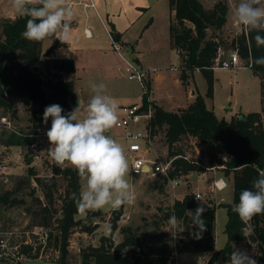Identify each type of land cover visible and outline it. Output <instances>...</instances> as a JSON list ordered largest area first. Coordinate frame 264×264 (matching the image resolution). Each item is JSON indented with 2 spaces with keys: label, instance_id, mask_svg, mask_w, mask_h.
Segmentation results:
<instances>
[{
  "label": "trees",
  "instance_id": "1",
  "mask_svg": "<svg viewBox=\"0 0 264 264\" xmlns=\"http://www.w3.org/2000/svg\"><path fill=\"white\" fill-rule=\"evenodd\" d=\"M170 8L174 17L170 26L171 44L177 51L182 52V74L180 80L186 84L194 79V73L200 70L208 85L207 97H214V59L220 47H225L219 39H209L208 31L221 30L227 23L229 13L228 6L217 3L214 8L206 9L199 0H170ZM27 17L17 18L0 26V117L11 114L17 117L16 109L12 101H25L30 105L29 126L34 130L39 128L49 129L51 120L47 124L43 121V112L46 106L59 104L65 114L75 107L71 100L75 93V82L70 77L76 71L75 62L72 59H51L50 53L60 44L57 40L49 50V55L43 56L42 41L31 42L23 38ZM264 34V33H262ZM255 32L243 31L234 38L232 45H238V52L247 67H250L254 76L261 81L262 110L250 114H239L231 122L220 120L215 112L207 106L206 99L198 94L188 107L178 111H167L155 103H149L151 84L148 81L146 92L143 95L144 109L152 106L153 116L150 121L152 136L156 138L161 131L165 134L168 145V159H174L170 178H181L202 168L184 159L188 155L183 149L182 142L186 138H193L197 144L209 145L217 155L213 156L211 167L224 165V172L228 179L232 178L234 199L233 203L226 205L228 221L226 224L227 244L219 252L215 251V224L216 207L202 205L195 200L193 193H188L183 200L177 201L172 208H166L165 219L173 214L178 218V227L182 228V234L175 239L172 234H161L157 238L150 237L148 244L140 243L138 230L131 227L122 229L123 240L116 244L113 236L118 231V222L123 216L122 209L114 210L108 236L100 238L99 246H89L81 252V264H169L174 252H203L210 255L208 264H213L222 255L227 257L234 245L245 242L250 249H259L262 253L264 264V214H258L251 220L244 221L233 211V205L239 202V194L245 188H251L252 181L261 171L258 165L264 166V64H256L254 60L264 57V46L257 47L253 37ZM112 38L119 42L121 35L112 31ZM226 48V47H225ZM137 61V60H136ZM44 75L48 76L47 80ZM11 112V113H9ZM5 145L23 146L28 140L15 135H4L1 139ZM27 181L17 183L15 190H7L0 194V211L26 205V200L19 196L20 187L28 184L30 196L36 194L30 186V177L35 175L32 168L28 170ZM55 177L62 176L67 182L61 218L53 221L54 213V189L56 185L52 180L38 179L41 188H45L44 195L47 204L37 200L39 206L34 204L28 208V212L42 217V221L35 225L52 227L50 242L44 253L53 246L60 253L58 264H69L70 239L74 229L81 226L82 232L94 234L98 226H87L83 220L77 217L78 212L72 194L80 192V182L77 172L70 168L64 171L55 169ZM165 185L168 180H164ZM27 187V186H26ZM200 206L205 209L203 219L205 229L200 238H194L195 231L192 225L191 213ZM93 217L102 218L103 213L96 210L87 212ZM56 225V226H55ZM55 226V228H53ZM156 237V238H155ZM156 240V241H155ZM174 249L170 248L173 246ZM41 248L38 249L34 259L39 257ZM32 255V250L25 249Z\"/></svg>",
  "mask_w": 264,
  "mask_h": 264
},
{
  "label": "rangeland",
  "instance_id": "2",
  "mask_svg": "<svg viewBox=\"0 0 264 264\" xmlns=\"http://www.w3.org/2000/svg\"><path fill=\"white\" fill-rule=\"evenodd\" d=\"M72 1V0H68ZM96 9H90L86 14L83 7L75 6L73 9L74 17L72 25L71 39L68 45L61 47V42L53 53L49 50L53 47L57 39L49 38L42 41L43 56L45 50L50 53L51 59L57 50L61 57L76 58L79 63V73L75 72L70 77L74 80L76 91L74 93V107L78 106L79 100L83 101L81 108V117L87 113V104L92 95L89 86L90 81L97 83L103 82L106 85V93L115 98L118 106V120L122 118L123 106H129L134 103L143 104L144 108V88L138 81H131L123 74L127 64L120 55L115 51L111 32L117 30L124 36V40L129 42L141 52L140 63L135 61L136 66L150 73L148 81L151 84V100L149 103L162 104L168 110L178 111L182 106H186L195 100L198 94L206 99L207 106L212 109L220 120L231 122L239 114H250L262 110L261 81L254 76L250 67L240 65L239 68L223 69L215 68L214 75V97L208 98V85L204 74L197 70L194 73L192 82L186 84L180 80L182 74V52L179 55L177 49L173 47L170 39V0H94ZM206 9H212L219 3H225L229 8L227 23L221 30L210 29L208 31L209 39H219L226 47V50H238V45H232L235 37L240 35L248 28L240 25L234 18V5L236 0H199ZM16 16L11 0H0V26L6 22L14 21ZM113 23L115 27H113ZM76 19V20H75ZM86 23V24H85ZM85 27H88L93 38H87ZM69 47L71 51H69ZM56 56V55H55ZM59 57V60H64ZM242 62H244L241 59ZM47 80L48 76H43ZM155 77V82L151 81ZM146 81L145 85H147ZM16 109L17 117L14 118L17 125L22 129L29 126L30 105L23 101H12ZM149 108V106H148ZM11 113V112H9ZM11 115V114H10ZM146 120L132 126L133 131L141 130L144 132ZM44 129V128H40ZM112 136L120 142L126 151V156L130 165V183L133 185L135 199L131 203L124 204L119 208L105 207L100 211L103 213L102 218L93 217L91 214H81L78 220H83L87 226H98L94 233L98 236L110 233L112 220L111 213L116 209L123 210V216L118 222L119 229L113 236L116 244H119L124 235L122 229L131 227L138 230L140 243L147 245L150 237L157 234H173L178 236L182 234L183 229L172 227L165 219V209L172 208L174 200L169 184L165 185L162 178H152L150 176L132 175L131 160L128 155L129 142L122 139L124 131L118 130L116 126L110 129ZM156 152L163 158H168V145L165 140L164 132L157 134L154 140ZM182 146L189 158L199 162L205 169L200 176L196 172L185 178L175 191L179 197L188 193L208 192V187L213 180L223 173L222 170L211 169V158L217 155L216 151L209 145H200L193 138H186ZM15 150L11 151L14 153ZM16 154H13V160L10 161L11 175L9 183H0V194L7 190H15L17 183L21 180L27 181L29 178V167L22 164H16ZM148 159L156 160L154 151L149 152ZM56 188L54 189V213L53 221L61 218V208L65 195L67 182L62 176L53 177ZM52 180V179H46ZM229 187L224 191H216L208 194L207 198L216 207V224H215V251L219 252L227 244L226 224L228 221V211L225 207L233 203L234 192L232 178L228 179ZM30 186L32 187V176L30 177ZM27 186V187H26ZM19 196L26 200V205L0 211V229L1 230H24L27 226L35 225L42 221V217L35 215L34 212H28L31 205L39 206L37 200L42 203H48L44 195L45 188L36 191V194L30 196V189L27 183L19 188ZM42 198L43 200H41ZM204 205V202H201ZM96 211V210H95ZM95 211H88L93 213ZM36 223V224H37ZM56 226V225H55ZM53 226V228H55ZM52 228V227H50ZM81 226L74 229L70 241L69 264H81V252L93 246V243L99 244V238L93 241L90 234L80 237ZM75 234V235H74ZM156 238V237H155ZM176 239V238H175ZM156 241V240H155ZM71 243L76 246L71 249ZM95 243V244H96ZM170 248L174 249L170 244ZM246 250L253 258L262 260V253L259 249H250L245 242L236 244L233 250ZM80 250V251H79ZM60 253L52 246L48 250V256L42 257L41 260L28 261L23 264H58ZM210 255L203 252H182L178 254V260L181 264H208ZM230 254L227 257L220 255L213 264H228Z\"/></svg>",
  "mask_w": 264,
  "mask_h": 264
},
{
  "label": "clouds",
  "instance_id": "3",
  "mask_svg": "<svg viewBox=\"0 0 264 264\" xmlns=\"http://www.w3.org/2000/svg\"><path fill=\"white\" fill-rule=\"evenodd\" d=\"M11 5L18 18L27 17L24 39L41 42L54 38L68 45L74 17L68 0H11ZM234 18L256 33L253 39L257 47L264 46V0H236ZM254 63L264 64V57L256 58ZM89 86L92 95L85 116L81 117L79 104L67 114L59 104L46 106L43 112L44 123L51 120L46 132L48 154L57 166H68L77 172L81 188L72 198L78 212L85 215L105 207L119 208L135 199L125 148L108 134L118 124L119 106L106 93L103 82L90 81ZM204 211L198 206L191 213L193 236L197 239L205 229ZM233 211L244 221L264 214V169L258 172L251 188L241 190ZM168 223L172 227L178 225L175 214ZM228 264H257V261L246 250L236 249L230 253Z\"/></svg>",
  "mask_w": 264,
  "mask_h": 264
},
{
  "label": "built area",
  "instance_id": "4",
  "mask_svg": "<svg viewBox=\"0 0 264 264\" xmlns=\"http://www.w3.org/2000/svg\"><path fill=\"white\" fill-rule=\"evenodd\" d=\"M72 10L75 6L83 7L86 11L90 9H96V4L94 0H72L68 2ZM87 37L91 38V31L85 30ZM113 46L115 51L120 55V57L126 61V68L123 70V74L131 81H138L142 88H144V93L146 92V81H148L150 73L144 71L140 66H136L134 61L130 60L127 54V48L124 47L120 42L113 40ZM180 55L181 52L177 51ZM240 65H245L241 61L238 50H226L225 47H220L217 56L214 59L213 68H223V69H233L239 68ZM123 112L122 118L118 120L116 128L118 130L124 131V136L122 139L129 142L128 155L131 160L132 175L137 176H150L152 178H162L167 179L168 184L171 188V195L173 197L174 203L183 200L176 194L177 188L180 186L181 182L190 177V173L187 176L181 178H170L171 167L175 157L173 159H163L155 150L154 140L152 136V128L150 121L153 116V109L150 105L146 110L143 108V104H134L129 106H123L121 108ZM142 120H146V127L144 132L141 130L133 131L132 126L140 123ZM48 129L44 128L34 130L33 127L28 126L26 129H22L16 124L15 119L12 115L7 114L0 117V183H9V175H11L10 161L13 158V154H16L17 158L24 162L26 166L32 168L35 171V175L32 176L33 188L39 191L41 187L39 186L38 179H51L55 177V169L64 171L70 169L71 167L65 166L60 167L55 164V162L50 158L48 154V149L50 148L49 141L46 136ZM15 135L16 137L27 139L28 142L25 145L13 146L5 145L1 142L4 135ZM112 136L111 131L108 132ZM113 137V136H112ZM114 138V137H113ZM14 153H11V151ZM154 151L156 154V160L148 159L149 152ZM223 161H227L226 157H222ZM184 159L190 161L189 156L184 157ZM194 163L199 167L205 169L199 162L194 160ZM215 171L217 168L222 170L219 176L213 180L212 184L208 187V192H194L195 200L197 202H207L208 205L212 206V203L208 200L207 196L210 193H215L216 191H224L229 187L228 177L224 172L225 166H214L210 167ZM197 174L205 176L203 171H195ZM193 172V174L195 173ZM43 200L42 198H40ZM46 204V203H44ZM52 228L43 225H32L27 226L24 230H1L0 229V264H23L28 261H35L41 259L42 257H47L48 253L45 254L44 250L47 248L50 242V234ZM180 236H175L176 240ZM41 248L39 257L34 259L37 254L38 249ZM25 249L32 250V255L26 252ZM178 254L173 253L169 264H181L179 262ZM259 264V260L254 258Z\"/></svg>",
  "mask_w": 264,
  "mask_h": 264
},
{
  "label": "crops",
  "instance_id": "5",
  "mask_svg": "<svg viewBox=\"0 0 264 264\" xmlns=\"http://www.w3.org/2000/svg\"><path fill=\"white\" fill-rule=\"evenodd\" d=\"M70 2V1H69ZM92 10V9H91ZM89 11V10H88ZM88 11H86V14L88 13ZM170 12H171V17H170V26H171V22H172V19H173V17H174V13L171 11V8H170ZM76 20V19H75ZM108 21H109V18H108ZM110 22V21H109ZM74 23H76V22H72V25L74 24ZM111 23V22H110ZM86 24V23H85ZM112 25H113V27H115V25L113 24V23H111ZM116 28V27H115ZM85 30H90L88 27H85ZM91 31V30H90ZM116 33H119L120 35H121V39H120V43L124 46V47H126L127 49H131V50H133V52H134V55L137 57V61L140 63V58H141V52L137 49V47H134L133 45H131L129 42H126L125 40H124V36L120 33V32H118L116 29L114 30ZM91 35H92V37L91 38H93L94 37V35L92 34V32H91ZM111 36H112V32H111ZM87 38H89V37H87ZM91 38H89V39H91ZM171 39V38H170ZM112 42H113V38H112ZM64 46V44H62L61 45V47H63ZM45 50V53H47V51H46V49H44ZM58 51V50H57ZM55 52L54 54H53V57H56L57 59L59 58V57H61L59 54H58V52ZM56 55V56H55ZM62 59H71V58H65V57H61ZM72 60H74V62H75V66H76V73H77V75H78V73H79V63H78V61H77V59L76 58H73ZM151 81L152 82H155V77H151ZM190 82H192V80L190 81ZM75 91H76V86H75ZM151 94L152 93H150V99L151 100H153L152 98H151ZM194 101V100H193ZM192 101V102H193ZM191 102V103H192ZM191 103H189V104H191ZM78 104L80 105V106H82L83 105V101H81V100H79V102H78ZM134 104H136V103H134ZM134 104H132V105H134ZM189 104H187L186 106H182V107H180V108H186V107H188V105ZM157 105H159L160 107H163L165 110H167V111H174V110H168V109H166L165 108V106L164 105H162V104H157ZM75 108H76V106H75ZM13 160V159H12ZM15 161H16V164H22V162H21V160H19L17 157H15ZM186 195V194H185ZM184 195V196H185ZM184 196H182V197H180V198H183ZM204 205H208V203L207 202H204ZM85 224V223H84ZM77 234H79L80 235V237H85L84 235H86L87 233H85V232H81V233H77ZM75 235V234H74ZM102 236H107L106 234H103V235H101V236H98L97 235V233H94V234H92V235H90V238L93 240V241H96V239L97 238H101ZM100 238H99V244H100ZM71 241V240H70ZM96 243V242H95ZM95 243H93V246H95V247H97V246H99V244H98V242L95 244ZM235 246V245H234ZM74 247H76V246H74L72 243H71V249H74ZM71 252H72V250H70ZM80 251V250H79ZM38 260H41V259H38ZM35 261H37V260H35Z\"/></svg>",
  "mask_w": 264,
  "mask_h": 264
},
{
  "label": "water",
  "instance_id": "6",
  "mask_svg": "<svg viewBox=\"0 0 264 264\" xmlns=\"http://www.w3.org/2000/svg\"><path fill=\"white\" fill-rule=\"evenodd\" d=\"M127 54H128V57H129L130 60H132L134 62L137 60V57L134 55L133 50L127 49ZM46 55L48 56L49 52H47ZM71 102L72 103L74 102V98H72ZM258 167H259L260 170L264 169V166H262V165H258Z\"/></svg>",
  "mask_w": 264,
  "mask_h": 264
}]
</instances>
